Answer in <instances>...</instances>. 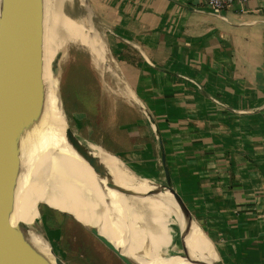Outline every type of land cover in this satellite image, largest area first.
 I'll return each mask as SVG.
<instances>
[{"label": "crops", "instance_id": "1", "mask_svg": "<svg viewBox=\"0 0 264 264\" xmlns=\"http://www.w3.org/2000/svg\"><path fill=\"white\" fill-rule=\"evenodd\" d=\"M82 1L64 12L93 25ZM86 1L115 71L152 119L99 73L97 98L73 111L76 134L165 181L162 141L174 187L225 264H264V0L223 12L205 0Z\"/></svg>", "mask_w": 264, "mask_h": 264}, {"label": "bare ground", "instance_id": "2", "mask_svg": "<svg viewBox=\"0 0 264 264\" xmlns=\"http://www.w3.org/2000/svg\"><path fill=\"white\" fill-rule=\"evenodd\" d=\"M67 1L72 0H44V25L49 26L48 31L44 28L43 45L46 100L40 120L22 138V156L27 154L31 165L27 173H20L11 222L31 224L39 215L30 188V174H34L47 193L69 211L55 208L72 214L88 227L98 228L130 264H216L217 253L196 222L185 245L173 242L170 231L185 229L188 219L168 189L160 191L159 184L138 182L119 158L89 144L112 178L101 176L67 141L65 112L62 108L61 114L58 99L59 79L53 70L55 55L69 42L78 43L91 50L98 69V61L102 62L107 55L105 42L90 23H79L66 15ZM125 187L141 194L150 189L157 193L153 197H128L125 192L132 191ZM28 237L39 252L55 262L51 245L43 236L31 233ZM175 247H181L184 256L176 253Z\"/></svg>", "mask_w": 264, "mask_h": 264}, {"label": "water", "instance_id": "3", "mask_svg": "<svg viewBox=\"0 0 264 264\" xmlns=\"http://www.w3.org/2000/svg\"><path fill=\"white\" fill-rule=\"evenodd\" d=\"M82 2L86 5V10L89 13V18L94 28L98 31L94 22L93 12L88 2L86 0ZM43 45L44 0H1L0 264H66L57 256L46 232L41 228L40 220L38 219L39 215L31 224L19 223L13 225L11 222V214L15 203V191L20 173H27L31 165V160L27 158V154L24 153V158L22 156V138L40 120L45 106L46 87L43 77ZM91 58L93 61L92 52ZM107 69V72L114 77L116 76L117 79H120L119 81L127 86L130 95L134 97L137 104L146 115L152 119L146 106L133 94L129 85L121 76L117 75L112 63L107 64ZM61 101L63 102L62 99ZM63 109L67 123L65 136L69 144L79 156L95 170V172L101 176L112 178L105 164L102 163L99 157L93 154L88 146L93 143L78 136L70 126L64 103ZM98 146L103 148L102 145ZM160 147L163 172L165 174L164 184H160L159 182L151 180V178L139 174L118 156L116 157L123 162L126 170L135 177L136 180H146L149 183L155 182L161 186V188H159L160 191L168 189L174 195L181 211L188 219V225L182 230L172 231L170 229L173 242H181L185 245L186 237L191 232L193 223L196 222L206 234L217 253L216 264H225L217 243L195 217L192 209L180 192L174 187L170 168L167 163L165 146L162 141ZM129 192H131V190H129ZM155 193H157V190H149L144 196L153 197ZM40 203L41 202L38 204V209ZM49 206L52 207L51 205ZM52 208L58 209L55 207ZM89 229L93 235L112 250L125 264H130L123 256L124 254L121 250L109 238L101 234L98 228L89 227ZM31 233L40 234L49 242L55 262H51L33 246L28 237ZM205 264L210 263L205 262Z\"/></svg>", "mask_w": 264, "mask_h": 264}, {"label": "rangeland", "instance_id": "4", "mask_svg": "<svg viewBox=\"0 0 264 264\" xmlns=\"http://www.w3.org/2000/svg\"><path fill=\"white\" fill-rule=\"evenodd\" d=\"M70 3L72 2H65L64 11L70 15L72 12L74 13L79 12L78 9L70 8ZM84 20L89 23L88 18L87 19L85 18ZM47 25H44V28L46 26L45 29L48 28L47 29L48 31L49 26ZM92 28L95 29L93 25ZM74 53L76 56L74 55ZM106 54H107L106 58L103 59L102 62L98 61L101 67H99V69L97 70L103 76L101 77L102 81L104 77L107 80H110L112 77L109 72L105 71V69H107L106 68L107 61H109V63H112V57L109 55L108 50H106ZM89 56L91 58V51L89 50V48L74 42H69L62 50H59L55 55V58L53 60V70L59 79L58 99L60 101L61 109L63 108L62 106L64 103V101L62 102L61 99L63 100V91L66 85L67 84L73 85V82L77 83L78 81H80V79L86 76L88 77L87 70L89 71L92 69L89 63ZM116 73L119 76L122 75L120 72H116ZM62 111L63 109L61 110V114H63ZM68 121L70 126L74 129V126H72L71 119L69 118V116H68ZM96 146L99 148L98 145ZM151 180L159 182L160 184H164L165 182L164 180H158L155 178L154 179L151 178ZM151 183H155V182H151ZM30 188L37 213L40 210V214L38 218L40 220V226L46 232L57 256L61 258L66 264H125L112 250H110L107 246H105L95 235L91 233L88 226H85L84 224L79 222L70 213H66L59 209H55L58 212L56 218L62 228V237L60 238V240H58L57 238H55V236H52L49 233L48 228L45 227L43 223L41 208L49 204L51 206L58 207L63 210H68V209L64 208L58 201H56L51 195L47 193L44 185L34 174H30ZM39 202L41 203L38 209ZM80 220L82 219L80 218ZM51 238L55 239V243ZM175 250L176 253H180L181 255L184 256L181 247H175ZM170 251L171 250L168 249L167 252L170 253Z\"/></svg>", "mask_w": 264, "mask_h": 264}, {"label": "trees", "instance_id": "5", "mask_svg": "<svg viewBox=\"0 0 264 264\" xmlns=\"http://www.w3.org/2000/svg\"><path fill=\"white\" fill-rule=\"evenodd\" d=\"M89 63L92 69L89 71L87 70L88 77L86 76L80 79V81H78L77 83L73 82V85L67 84L63 91L64 107L67 115L71 119L72 126H74L72 114L77 105H79V103L82 101L84 102V104H89L91 100L93 101L97 98V91L99 88V72L97 68L93 66L94 64L91 61L90 56ZM91 91L93 92V95L91 94ZM57 213L58 212L54 208L48 205H45L43 208H41V214L45 227L48 228L49 233L52 236H55V238L60 240V238L62 237V228L56 218ZM52 240L55 243V239Z\"/></svg>", "mask_w": 264, "mask_h": 264}, {"label": "built area", "instance_id": "6", "mask_svg": "<svg viewBox=\"0 0 264 264\" xmlns=\"http://www.w3.org/2000/svg\"><path fill=\"white\" fill-rule=\"evenodd\" d=\"M249 0H205L206 5L215 12H223L227 9L239 5L242 11H245Z\"/></svg>", "mask_w": 264, "mask_h": 264}]
</instances>
